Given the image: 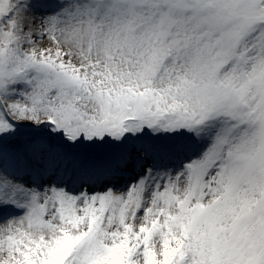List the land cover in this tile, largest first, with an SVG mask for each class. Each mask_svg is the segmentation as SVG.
Wrapping results in <instances>:
<instances>
[{
  "label": "snow or ice",
  "instance_id": "obj_1",
  "mask_svg": "<svg viewBox=\"0 0 264 264\" xmlns=\"http://www.w3.org/2000/svg\"><path fill=\"white\" fill-rule=\"evenodd\" d=\"M0 264H264V0H0Z\"/></svg>",
  "mask_w": 264,
  "mask_h": 264
}]
</instances>
